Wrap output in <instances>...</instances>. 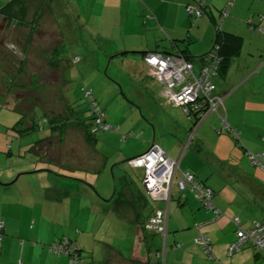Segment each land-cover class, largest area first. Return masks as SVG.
<instances>
[{
	"label": "rangeland",
	"instance_id": "374dc122",
	"mask_svg": "<svg viewBox=\"0 0 264 264\" xmlns=\"http://www.w3.org/2000/svg\"><path fill=\"white\" fill-rule=\"evenodd\" d=\"M5 1L2 0L0 5ZM23 1L26 5V14L22 22L0 15V190H11L20 183L22 178L36 176V173L28 172L37 169L17 170V168L34 164L45 165V162L40 160L31 149V145L37 140L50 137L44 140L46 145L41 149L43 157L59 159L65 163L64 166L74 168L75 170L71 171L73 175L71 177L86 181L90 187L74 179H64L67 183L87 186L97 205L102 203L112 208L119 198L120 203L132 204L139 194L131 189L130 183L126 180H118V170L121 169L122 173L131 180L132 188L143 192L141 183L143 169L140 166H131L129 161L114 166L112 170L110 168L124 154L125 158H129L142 150L141 143L134 140V138L146 139L141 135L140 130H135L134 126L137 122H145L151 130L153 126L143 115L146 109L143 111L139 108L130 94V87L134 90L132 78L128 82H122L121 86L120 82L109 74L112 67L108 68L107 60L103 61L101 58L104 54L102 40L105 38V31L102 27L103 23H100L99 27L96 25V16L99 14L96 11L97 7L95 8L93 0H72L71 3H63V10L52 9V15L61 26L67 24L77 29V38L89 43V51H74L69 41L64 42L61 55L63 60L58 67L59 74L61 73L60 81L58 77L56 82H50L49 80H52L56 74L55 65H57L52 61L51 51L57 44L59 36L53 30L48 31L38 27V17L45 10L43 4H40L38 0ZM88 17L90 20H87ZM220 22L222 23L221 19ZM33 23L36 26H33ZM67 38L73 41L74 36L67 35ZM97 52L101 58L98 60L99 64L96 60ZM243 52L242 58L246 56V46ZM231 69L235 77V74L239 72L238 67L232 64ZM122 70L121 66L117 67L118 73L125 77L126 74ZM151 75L154 76L153 73ZM257 78H259L258 84L255 82ZM146 80L150 81L149 78ZM235 84L228 94L230 97L227 106L230 108V113L235 118L238 117V121L242 123L238 125L240 127L238 133L244 147L256 153L258 150L256 147L264 137V58L260 74L253 75L247 81L238 80ZM83 88L91 90L93 98L104 112L106 124L110 125L108 129L100 128L95 132L96 147L95 141L89 139L92 135L91 131L90 133L87 131L90 128L92 111L89 100L84 96ZM258 89L263 94L253 99L250 91L257 93ZM228 95L225 96V100ZM163 97L167 101L164 93ZM137 98H135L136 101L143 105L142 98ZM168 103L172 105L174 113L181 122L185 123L186 129H189L192 122L182 108L169 101ZM157 114L162 116L161 112ZM222 118H224L222 115L214 111L200 124V127L204 126V128L207 124L210 125V130H205L204 135L208 134L211 143L215 138H224L216 131L222 128L220 123ZM226 120V123H231L229 117ZM195 132L194 137H196ZM224 133L226 132H221V134ZM47 141H50L49 145ZM221 147L225 153L224 161L214 165V171L209 175V178L213 176L212 183L210 181L209 184L216 193H223L219 195L226 202L235 199L233 205L236 213L234 215L245 222L244 215L264 212L261 206L264 195L254 192L251 182L256 175L257 181L262 184L264 173L261 174L259 170L255 172L256 166L250 162L236 140L235 142L232 140L231 149L238 147L240 151L233 152L225 139L221 140ZM97 151L107 157V165L99 170L96 169L101 163V156ZM19 173L21 174L18 175ZM11 174L13 177L6 180V177ZM16 175L18 177L13 181ZM113 177L116 182L114 193ZM18 178L21 179L17 181ZM52 178L58 179L56 176ZM173 190L175 194L177 189L173 187ZM3 192L6 193V191ZM4 193H0V201L9 200V196ZM150 204L164 207L160 202ZM0 206H3V211L7 215L6 221L14 227H21L22 230L24 225L30 224L31 208L27 201L23 206L2 203ZM42 222L50 227L51 233L59 231L65 222L68 227L74 229V234H78L77 245L81 249L83 264L94 262L103 264L107 261L105 258L107 248H110V253L116 249L129 258L132 252L139 251L141 255L149 259L151 264H162L164 260L163 239L156 234L157 231L151 229L148 230L153 233L145 231V236L151 240L148 245L141 241L138 247L133 239V230L129 222L121 221L120 226L116 225L110 217H103L91 207L89 198L83 194L73 193L67 197L66 215H62L59 211L56 215L54 212L47 219L44 217ZM23 230L25 231L26 228ZM74 234L67 237L74 240ZM174 234L175 231L171 230L169 239ZM46 235L43 234V237ZM29 241L32 243V239ZM17 242L19 243V238ZM192 247L191 252H194L196 245ZM22 261L23 264H37L43 259L39 252L28 244L24 247H20L19 244L7 245L3 250L0 249V264H22ZM203 261V264L213 263L207 258ZM110 262L112 263L113 259H109L107 264Z\"/></svg>",
	"mask_w": 264,
	"mask_h": 264
},
{
	"label": "crops",
	"instance_id": "0c3cea01",
	"mask_svg": "<svg viewBox=\"0 0 264 264\" xmlns=\"http://www.w3.org/2000/svg\"><path fill=\"white\" fill-rule=\"evenodd\" d=\"M7 1L8 0H6L5 3ZM38 1L45 6L44 12L38 17V27L43 30H53L56 35L59 36V43H57L51 51L52 61L56 63L58 67H60V63L63 60V56L61 57V55L63 53L64 42L67 43V41H69L74 51H89V43H86L81 38H77L78 33L76 28H73L72 25L67 26V24L61 26L56 17L52 15V9L58 8V10H63V3H71L72 0ZM197 1L198 0H93V3L95 4V8L97 7V14L99 13L96 16V25L99 27L100 23H103L102 27L105 31V38L102 40L104 54L103 56L101 55V58L103 61L104 59L107 60L108 68L112 67V70L109 71L110 76L117 82H120L121 86L122 82H128V80L132 78L134 90L130 87V94L139 108H142L143 111L146 109L143 115L146 121L153 126V130H151L145 122H137L135 124V130H140L141 135L146 139L134 138L135 142L141 143L140 146H142V150L137 151L134 156L143 153L154 143L170 158L177 161V170L174 178H179L181 172H191L194 174L196 180L205 182L213 189L209 184L213 176L209 178V175L214 171V165L224 161L223 157L225 155L221 147V140H227L230 144V149L232 140L233 142L236 140L237 144L243 149L245 155H247V151L250 150L244 147L240 137L237 140L228 133L221 134V132H224L222 130L223 128L218 129L219 132L217 129L216 131L224 138H215L214 142L211 143L208 139V134L204 135L205 130H210V125H205V128L204 126L200 127V124L204 120H201L192 131L190 128L186 129L185 123H182L174 113L172 105L168 103V100L166 101L164 99V86L151 75L150 67L143 61V53L141 52L176 51L178 48L184 49L186 47L187 54L193 56V65L195 70L198 71L202 64V60L197 58L202 56L213 45L216 35V25L219 21V11L228 0H207L204 13L194 21H191V17L185 8L187 4L192 5ZM0 2H2V0H0ZM2 5H0V7ZM32 9H34V7H32ZM229 12L230 14L223 19L221 27L225 31L242 36L243 45L239 55L231 60L227 71L224 74L217 75L218 77L216 76L217 78L214 80L217 86V93L223 96V101L218 106L217 113L224 117L225 122L229 117L231 123L227 124L239 131L240 127L238 125L242 123L238 121V117L235 118L234 115L230 113V108L227 106V101L230 97L228 94L231 92V89L234 88L238 80L247 81L253 77V75L257 73L260 74L264 58V32L258 30L257 27L264 29V0H234L229 8ZM245 19L246 21H244ZM87 20H90V17H88ZM247 20L251 21L253 27L249 26ZM67 35H73V41L68 40ZM244 46L247 47V52L245 53L246 56L242 58ZM74 58L75 56L73 60ZM101 58L97 52L96 60L98 61ZM232 64L238 67L237 70H239L238 74H235V77H233V72L231 73ZM118 66L122 67L123 73L126 74L125 77L121 73H118ZM60 76L61 73L59 74V81ZM147 78H149L150 81H147ZM255 82L258 84L259 78H257ZM250 93L253 99L263 94L259 89L257 93L253 91H250ZM226 95L228 96L225 100ZM137 97L142 98L143 105H140L138 100L136 101L135 98ZM157 112H161L162 116L158 115ZM194 132L196 137L193 136ZM96 141L95 147L97 144ZM256 148L258 149L257 152L264 150V137ZM231 150L233 152L240 151L238 147L232 148ZM98 153L99 156H101V163L96 170L104 168L107 165V157L100 152ZM124 156L119 157L120 160L116 162L129 160V158L134 157L125 158ZM41 159L45 162V165L40 166L34 164L17 168V170L37 169V171L28 172L36 173V176L22 179L18 178L17 181L21 179L20 183L11 190H3L6 191V193L0 190V193L9 196V198L7 197L9 200L0 201V204L23 206L27 201V204L31 208L30 224L24 225L21 230V227H14L10 222L8 223V221H6L7 215L3 211V206H0V223H2L0 235H5H2L3 237L0 239V249L2 250L6 248L7 245L19 244L20 247H24L28 244L31 245L32 249L36 252H39L40 257L43 259V261L37 264H69V261L67 263L68 259L66 256H57L50 252L48 250V244L60 237L73 235L75 233L74 229L68 227L65 222L60 230L57 228L59 231L51 233L49 232L50 227L46 226L42 221L44 217L47 219L54 212L56 215L58 211L62 213V215H66L67 197L70 194L76 193L78 195L83 194L89 198L91 207L98 213H101L103 217H110L111 221L116 225L120 226L121 221H123V223L129 222L133 230V239L136 241V244H138V247L141 241H144V243L148 245L151 240V238L148 239V237L145 236V231L153 233L146 227V221L156 207L150 203H162L164 206L162 208L167 210L168 230L165 238L161 236L164 247V260L162 264H203L204 258L211 260L213 263L221 264H264V255L258 253L248 241H243L238 251L229 253V244L236 238L235 226L230 220L231 216H234L236 213V209L233 205L235 199L226 202L220 197L219 194H223L221 192L218 194L213 189L215 192L213 196V205L223 212L221 215H218L219 217H216L212 210L206 209L199 203L194 194L188 190L184 193L179 192L174 183L172 184L169 202L163 200L155 201L145 194L144 189L143 192H141L137 188H132L131 180L119 169V174L117 176L118 180L124 178L126 181L128 180L131 189L137 191V193L141 195V198L137 199L138 196H136L132 204L120 203L119 198L111 208L102 203L97 205V202L92 198L94 196L91 190L87 188L89 185L82 182L84 180L78 178L74 179H78L76 181L87 185L86 187L69 184L64 179H72L73 177H62L49 171L53 170L71 177L73 176L71 171L75 170L74 168L64 166L65 163L61 162L59 159ZM115 163L111 166L112 168H110V170L118 165ZM262 164L261 162L260 165H254L256 166L255 172L259 170L261 174L264 173ZM53 176L58 177V179L52 178ZM12 177L13 174L6 177V180H10ZM207 178H209L208 181H206ZM251 182L252 187H254V192L258 195H264V182L260 184L257 181L256 175L251 179ZM259 185L261 186L258 187ZM173 187L177 189L175 194L173 193ZM221 200H223V202ZM261 206L264 209L263 201ZM171 211L173 212L171 213ZM260 212L261 213L252 212L247 216L244 215L243 218H245V222H243V225L247 227L253 220H264V212ZM48 213H50V215H48ZM209 217H211V219L202 226V229L206 231L210 237L212 251L211 259L207 257L202 248L195 244L192 239L197 232L195 224ZM124 218L126 220H124ZM24 228H26L25 231L23 230ZM118 228L119 227H117V229ZM187 228L189 230H187ZM171 230H174L175 234L169 239V232ZM43 234L47 235L43 237ZM74 236V241L77 243L78 234L76 233ZM17 238H19V243L17 242ZM29 239H32V243H30ZM175 243H179L180 245L175 247ZM193 245H196V250L191 252ZM125 255L126 254H122V252L116 249H113L110 253V248H107L105 252L107 261L113 259V262L109 264H151L149 259L141 255L139 251L136 253L132 252L130 258ZM107 261L103 264H107ZM93 264L98 263L94 262Z\"/></svg>",
	"mask_w": 264,
	"mask_h": 264
},
{
	"label": "built area",
	"instance_id": "2783aa9c",
	"mask_svg": "<svg viewBox=\"0 0 264 264\" xmlns=\"http://www.w3.org/2000/svg\"><path fill=\"white\" fill-rule=\"evenodd\" d=\"M204 3L205 0L200 2V4ZM228 6L223 10L224 15L228 12ZM188 11H194L197 15L201 13L199 9H193L192 7H188ZM259 29L264 31L262 28ZM143 59L150 67L151 74H154L153 77L163 84L165 98L174 105L180 106L184 112L190 110L193 113L190 115H195L199 121L203 120L208 113L216 111L222 103L223 96L216 94V85L213 81L219 66V57L214 50L204 54L198 71L195 70L192 62L176 54L165 56L161 52L152 51L144 54ZM87 93L89 95V92ZM93 112L95 114L94 125L102 129H108L110 125L102 122L101 112L95 107ZM221 123L222 127L231 131L236 139L238 134L235 129L231 128L224 118L221 119ZM247 155L253 165H260L261 161H264V150L256 153L247 151ZM128 161L133 167L140 166V168H143V188L152 199L169 202L172 184L174 183L181 193L187 190L193 192L203 207L212 210L215 216L219 214V209L211 201L212 189L195 180L194 175L190 172H181L179 178H174L177 162L154 143L146 151L130 158ZM234 221L237 223L239 218L235 217ZM196 225H199V222ZM146 227L165 237L167 210L165 208L155 209L148 217ZM1 229L2 223H0ZM237 237V241L229 245V253H232L233 250L238 251L241 243L249 240L254 248L264 255V220L255 222L246 229L238 228ZM194 241L202 243L205 251L209 252L210 257L212 256L210 253L211 246L205 234L198 235L194 238ZM49 248L56 254L68 255L70 264H83L78 254L80 248L77 247L74 240L67 236L53 240L49 244Z\"/></svg>",
	"mask_w": 264,
	"mask_h": 264
},
{
	"label": "trees",
	"instance_id": "16d2710c",
	"mask_svg": "<svg viewBox=\"0 0 264 264\" xmlns=\"http://www.w3.org/2000/svg\"><path fill=\"white\" fill-rule=\"evenodd\" d=\"M202 0H198L195 4H192V5H190V4H187L186 5V11H187V13L189 14V16L191 17V21H194L196 18H198L199 16H201L203 13H204V11H205V7L207 6V0H205V3L204 4H200V2H201ZM233 1L234 0H228L227 1V3L220 9V11H219V17H220V19L223 21V19L225 18V17H227L229 14H230V12H229V8H230V6H231V4L233 3ZM228 5H230V6H228ZM226 6H228L229 8H228V12H227V14L226 15H224L223 14V10H224V8L226 7ZM188 7H192L193 9H195V8H197V9H199L200 10V15H197L194 11H192V12H190V11H188ZM25 14H26V5H25V3H24V1L23 0H8L6 3H4L1 7H0V15H2V16H4V17H6V18H8V19H10V20H15V21H19V22H22L24 19H25ZM220 19H219V21H218V24L216 25V32H215V40H214V43H213V45L211 46V48L208 50V51H210V50H214L217 54H218V57H219V66H218V69H217V75H219V74H224L226 71H227V68L229 67V64H230V62H231V60L234 58V57H236V56H238L239 55V53H240V51H241V48H242V45H243V38H242V36H240V35H238V34H235V33H232V32H229V31H225V30H223L222 29V27H221V22H220ZM247 22H248V24H249V26H251V27H253V25H252V23H251V21L250 20H247ZM33 26H36L34 23H33ZM257 29L258 30H260L258 27H257ZM263 29V28H262ZM264 30V29H263ZM261 31V30H260ZM261 32H264V31H261ZM50 34H52V33H50ZM173 41H175V40H173ZM184 41V40H183ZM57 43H59V40L57 41ZM208 51H206L205 53H207ZM143 54H142V59H143V56H144V54H146L148 51H141ZM149 52H152V51H149ZM157 52H161V53H163V55H168V54H176V55H180V56H182V57H184L187 61H190V62H192L193 63V56H190L189 54H187V48L185 47L184 49H182V48H178L176 51H168V50H166V51H157ZM204 53V54H205ZM204 54L202 55V56H200V57H198L197 59H199L200 58V60H202V58H203V56H204ZM76 58L78 59V57L76 56ZM143 61H144V59H143ZM53 65H55V64H53ZM55 70H56V74L54 75V77L52 78V80H49L50 82H56L57 80H58V77H59V70H58V65H55ZM216 75V76H217ZM216 76L214 77V79L216 78ZM214 81V83H215V80H213ZM215 85H216V83H215ZM83 91H84V96L89 100V104H90V108H91V111H92V120H91V123H90V128L87 130L88 131V133H90V131H91V133H92V135L89 137V139H92L91 141H96V138H95V132H96V130L97 129H100L99 127H97V126H95L94 125V123H95V114H94V112H93V108L95 107L96 109H98L99 110V112H101V114H102V122L103 123H105L106 124V122H105V120H104V112H103V110L101 109V107L99 106V104H98V102L93 98V94H92V92H91V90H86V89H84L83 88ZM87 92H89V95H88V93ZM215 92H216V94H219V93H217V86H216V89H215ZM219 95H221V94H219ZM95 104V106L93 107V105ZM217 111V110H216ZM213 112V111H212ZM212 112H210V113H212ZM185 113V115L191 120V122H192V126L190 127V129H191V131H192V129H194L196 126H197V124L200 122L199 120H198V118H196V116L195 115H190V114H193L190 110H188V112H184ZM209 113V114H210ZM198 117V116H197ZM205 119V118H204ZM203 119V120H204ZM199 121V122H198ZM220 122H221V120H220ZM222 124V123H221ZM83 126H86V125H84L83 124ZM231 127V126H230ZM223 128V127H222ZM232 128V127H231ZM86 129V128H85ZM224 132H226V133H228L229 135H231L233 138H235V136L231 133V131H228L227 129H225V128H223L222 129ZM217 131L219 132V130L217 129ZM235 131L237 132V134H238V131L235 129ZM52 132V131H51ZM48 138H50V137H46V138H44V139H41V140H37V141H35L32 145H31V149L37 154V156H38V158L39 159H41V158H44L43 157V153L41 152V149L42 148H44L45 147V143H44V140L45 139H48ZM236 139H239V136H237V138ZM47 143H48V145L50 144V141H47ZM94 145H95V142H94ZM149 148V147H148ZM147 148V149H148ZM146 149V150H147ZM145 150V151H146ZM254 153V152H253ZM249 158V157H248ZM130 159V158H129ZM250 160V159H249ZM128 161V160H127ZM262 163H263V167H264V161L262 160L261 161ZM143 169V168H142ZM191 173V172H190ZM193 174V173H192ZM143 175H144V170H143ZM194 175V174H193ZM194 178H195V176H194ZM142 179H143V177H142ZM142 179H141V183H142ZM124 180H125V178H124ZM196 180V179H195ZM198 182H200L203 186H205V187H209V188H211L209 185H207L205 182H202V181H199V180H197ZM127 182H129L128 180H127ZM142 187H143V184H142ZM177 187V186H176ZM144 189V188H143ZM212 189V188H211ZM144 192H145V194L148 196V197H150L149 195H148V193L144 190ZM192 194H194L193 192H191ZM139 194V193H138ZM214 194H215V192H214V190L212 189V197H211V201H212V203H213V196H214ZM194 196H195V194H194ZM141 198V195H139L138 196V199H140ZM151 198V197H150ZM154 200V199H153ZM155 201H159V200H155ZM158 208H160V209H163L162 207H159V206H156L154 209H153V212H154V210L155 209H158ZM217 208V207H216ZM207 209V208H206ZM152 212V213H153ZM221 213H223V212H221L220 211V209H219V214L221 215ZM218 214V215H219ZM216 216V217H219V216ZM215 216V215H214ZM235 217H238L239 218V221H237V223H235V221H234V218ZM211 219V217H209V218H207L206 220H203L202 222H199V225H196L195 224V229L197 230V232H196V234H195V236L193 237V242L195 243V244H197V245H199L201 248H202V250L205 252V254L207 255V257L208 258H212V256L210 257L209 256V252L207 253L206 251H205V249H204V247H203V245H202V243H198V242H196V241H194V238L195 237H197L198 235H201V234H205L206 236H207V238H208V240H209V243H210V246H211V241H210V237L208 236V234L206 233V231H204L203 229H202V226H204L205 225V223H207V222H209V220ZM230 220L232 221V223L234 224V226H235V235H236V238L232 241V242H235V241H237V230H238V228H243V229H246V228H249V227H251L255 222H261V221H263V220H253L251 223H250V225L249 226H247V227H245L244 225H243V222L241 221V219H240V217L239 216H236V215H234V216H231V218H230ZM0 231H2V229L0 230ZM167 232H168V230H166V235H165V237L167 236ZM156 234H158V233H156ZM3 234H1L0 235V239H2V236ZM160 236H162L163 237V235H160ZM165 237H163V238H165ZM60 238H62V237H60ZM69 238V237H68ZM231 242V243H232ZM248 242H250L249 240H248ZM51 243V242H50ZM49 243V244H50ZM230 243V244H231ZM251 243V242H250ZM49 244H48V250L50 251V252H52L51 251V249L49 248ZM75 244L77 245V243L75 242ZM229 244V245H230ZM175 247H178L180 244L179 243H175ZM253 246V245H252ZM77 247H78V245H77ZM254 247V246H253ZM234 251H236V250H233V252ZM212 251H211V249H210V253H211ZM53 254H55V255H57V256H61V255H63V256H66L67 257V259H68V261H69V257H68V255H65V254H56V253H54V252H52ZM259 253V252H258ZM79 256L81 257V249H79ZM261 254V253H260ZM81 259H82V257H81ZM70 264V263H69ZM213 264H216V263H213Z\"/></svg>",
	"mask_w": 264,
	"mask_h": 264
},
{
	"label": "water",
	"instance_id": "95a60500",
	"mask_svg": "<svg viewBox=\"0 0 264 264\" xmlns=\"http://www.w3.org/2000/svg\"><path fill=\"white\" fill-rule=\"evenodd\" d=\"M209 114V113H208ZM207 114V115H208ZM206 115V116H207ZM124 161H127V160H122V161H120V162H116L115 164H119V163H122V162H124ZM177 162V161H176ZM113 166V165H112ZM112 168V167H111ZM37 171V170H36ZM50 172H52V173H54V174H57V175H59V176H62V177H66V178H72V177H70V176H67V175H63V174H60V173H58V172H55V171H53V170H49ZM32 172V171H31ZM21 173H24V172H21ZM18 175H20V173L18 174ZM18 175H16V177L14 178V180L13 181H15L16 179H17V177H18ZM72 179H75V178H72ZM76 180H78V179H76ZM82 181V180H81ZM83 183H85V184H87V185H89L87 182H85V181H82ZM90 186V185H89ZM115 188H116V183H115V179H114V177H113V193H114V191H115ZM112 193V194H113Z\"/></svg>",
	"mask_w": 264,
	"mask_h": 264
}]
</instances>
